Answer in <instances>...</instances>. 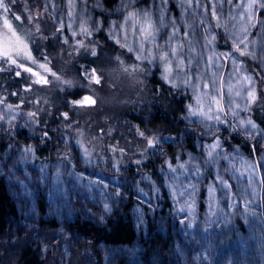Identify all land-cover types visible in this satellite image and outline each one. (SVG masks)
I'll return each mask as SVG.
<instances>
[{
    "label": "rangeland",
    "instance_id": "obj_1",
    "mask_svg": "<svg viewBox=\"0 0 264 264\" xmlns=\"http://www.w3.org/2000/svg\"><path fill=\"white\" fill-rule=\"evenodd\" d=\"M38 1V15L52 19L61 43L72 48L88 47L96 44L92 41L96 35L104 33L107 40L119 47L121 65L146 73L149 78L157 73L163 84L188 95L182 132L187 127L189 134L195 135L197 153L186 148L183 137L178 136L177 141L176 133H154L140 142L142 146L123 150L115 136L127 133L126 124L122 119L108 122L107 113L100 120L105 125L98 124L96 129L89 126L88 118L80 117L88 108L75 99L71 104L67 99L58 102L48 95L47 89H41L43 85L50 87L52 80H60L49 61L35 55L30 29L16 20L10 9L0 10V44L10 36L3 25V17H7L27 46L12 49L15 64L0 57V63L19 73L20 83L26 81L25 86L31 90H7L0 84V171L5 167L12 170L10 184L17 194L22 225L43 218L40 199L51 217L58 216L61 222L65 219L59 210L64 208L73 213L71 219L80 214L101 225L114 207H123L126 194L132 192L136 201L133 218L142 236L147 230L149 211L160 214L161 201L165 202L167 195L171 202L169 214L177 230L166 253L168 264H264V128L249 116L251 110L255 112V99L250 98L249 90L259 99L264 84V52L257 48H262L264 41L259 34L260 30L264 33V0H258L251 9L247 7L250 0H149L146 5H139L140 0H123L106 12L102 0ZM102 12L109 16L106 22L98 14ZM180 19L188 25L183 21L181 24ZM146 22L152 25L151 36L143 30ZM185 30H190L192 43L206 44V61L202 57L201 63L197 61L198 55L190 50ZM178 48L186 57L195 59L193 65L188 59L176 58ZM73 54L69 52L70 56ZM1 67L0 72H5ZM83 68L84 78L92 80L93 69ZM166 68L170 71L166 72ZM41 79L50 84L35 83ZM32 83L36 85H29ZM137 85L138 76L122 69L108 76L107 87L111 89L100 93L115 94L111 101L117 105L130 101ZM64 90L60 88L62 94L67 91ZM27 92L34 95L28 99L24 95ZM59 104L63 110L58 108ZM53 114L56 120L51 118ZM149 121L148 118L147 124ZM106 127L109 132L104 135L101 129ZM22 131L27 133L26 143L19 142L18 134ZM40 134V139L59 142L52 158L45 163L36 156V137ZM135 136L138 137L136 133ZM233 137L238 143L232 141ZM167 145L175 146L173 155L168 154ZM243 145H249V150H244ZM204 160L216 163L214 176L207 181L203 169L200 170ZM130 168L137 170L134 177L125 173ZM152 168L156 175L150 173ZM21 186L26 187L27 196H23ZM55 191H67L64 207L55 198ZM46 211L49 217L50 212ZM64 229L62 226L49 231L40 227L33 232L26 230L25 234L37 241L42 257L49 252L55 255L48 257V264H118L122 258H128L131 264H147L141 256H134L133 252H139L138 241L132 247L98 248L68 235ZM14 239L0 240V255L5 250L11 252L2 264L14 260L12 255L18 251L19 241ZM156 254L150 264H163L162 253Z\"/></svg>",
    "mask_w": 264,
    "mask_h": 264
},
{
    "label": "trees",
    "instance_id": "obj_2",
    "mask_svg": "<svg viewBox=\"0 0 264 264\" xmlns=\"http://www.w3.org/2000/svg\"><path fill=\"white\" fill-rule=\"evenodd\" d=\"M122 1L123 0H102L104 5V8L102 9L106 12V9H110ZM244 1L247 2L248 0ZM148 2L149 0H140L138 4L146 5ZM8 6L9 9L16 14V16L21 18L19 21L22 25L30 29L32 48L35 55L48 60L51 68L58 77V80H60V82H58L54 78L55 80L50 82V87L45 85L41 86V89H47L46 91L49 96L62 103L65 99H67L70 104L71 102L73 103V100L75 99L79 102V105L88 108V110H84L83 115L80 117L84 118L86 116L88 118L86 123H89V126L94 129H96V125L98 124L103 123L105 125V123L100 120L104 119L102 117L103 115L106 116V113L109 116L108 122L113 121V123H117L120 119H122L128 129L127 133L117 134L115 139L118 143H121L123 150L142 146L139 145L140 142L143 143L147 136L154 133H168L170 135L176 133L177 141L179 137H183L186 142V148L193 153H197L193 143L195 135L191 133L189 134V129L187 127L184 129V133L182 132V128H184L182 117L186 113V105L190 101L188 95H184L180 90L174 87H168L166 84H163L158 79L159 77L157 76V73L149 78L146 73H140L139 70L131 69L125 64L121 65L122 63L118 61V55L119 52H121L119 47L107 40L104 33L98 34L93 38L92 41H95L97 44L92 45L93 47L88 46L72 48L71 46L69 47L66 42H64L66 44L61 43L59 32L55 30L52 19L47 15H38L39 10H41L38 0H12ZM104 12L98 14L104 19L103 22H106L109 16ZM182 21L184 25H188L187 21L182 19L179 20L181 24ZM130 29L131 26L128 24V34ZM184 32L189 38L191 33L190 30H185ZM259 34L262 38H264L263 31L260 30ZM190 38L192 39V35H190ZM190 38L189 45L192 47L190 50H193L195 55H198L197 61H200L201 63L200 57H202V61H206V55L204 56L205 51H207L205 48L206 44L204 45L201 41H197V43L194 44ZM151 43L155 42L152 41ZM262 43V48L259 46L257 48H259V50L262 49V52H264V41ZM161 49L162 48H160V50ZM70 51L74 52L71 56L69 55ZM180 51L181 49L178 48L176 58L180 61L183 59L187 61L188 59L193 65L195 59L191 56L186 57V54L183 51L182 54ZM186 52H188L187 49ZM93 53H95V55H93ZM127 59L129 58L127 57ZM1 66L4 67L5 72H0V84H2L5 89L16 91L17 87L22 89L24 87L26 91H31L29 90L30 87L28 85L25 86V84H27L26 81L20 83L22 79L20 80L18 78L17 73L14 70L9 71L6 69L10 66H7L5 63H0V67ZM83 66H89L94 70V73L92 72V80H89L86 77L84 78ZM188 68L191 69V67ZM122 69H126L128 73L138 76V85L135 92L131 94L133 96L130 101H124L123 103L115 105V103L111 101L115 94L112 96H105L100 92H105L107 88L111 89L110 87H107L108 76ZM198 74L199 73L197 72L196 75L198 76ZM96 77H99L100 79V83L98 84L95 82ZM65 80L67 82H65ZM37 81L38 80H36L35 83H37ZM35 83L29 85H36ZM37 87L39 88L40 86ZM60 88L67 90L66 93L62 94ZM27 93L24 95H26V97L28 96V99L34 95L33 92L32 94H29V92ZM86 97L94 100L95 103H89L85 100ZM58 108L63 110L62 105L60 104ZM103 108L106 109V111H103ZM253 110L255 112L251 110L249 113L250 118L264 128V84L263 87L261 86V90L259 91V99L256 96L254 100ZM51 118L56 120L57 116L53 114ZM148 118L150 119L149 124H147ZM145 121L147 125L145 124ZM109 126L110 128H113L112 125ZM115 127L117 126L115 125ZM101 130L104 132V135L109 132L107 127L102 128ZM135 133L138 137L135 136ZM18 135L22 140H19L20 143L23 141L25 142L26 140L28 141L26 136L27 133L25 131L20 132ZM41 137V134L39 135V138L36 137V143L38 145L36 156L39 162L45 163L50 161L52 158V151L57 148L59 142L50 139H40ZM232 141L234 143H238V140L235 137H233ZM5 147L6 146L4 145L2 149H5ZM243 148L248 151L249 145H243ZM167 149L169 155H173L175 153V146L167 145ZM205 160L200 162V170L203 169L202 172L205 175V181H207L209 178H213L212 176H214L213 163H215V161L213 160L208 163ZM153 161L154 159H151L150 163H153ZM159 161L162 162V159H159ZM5 168L6 169L3 168L4 170L2 169L3 173L0 171V240L6 237L14 239L15 235L17 236V239H14V241L19 240L16 248L18 251L12 255L14 260H12L11 264H48V257L55 255H50L49 252V256L46 255L45 258L42 257L41 249L38 247L39 244L37 241L27 238L25 231L29 230L30 232H33V230L40 227L48 229L49 231H57L58 228L62 226H65L64 232L68 235H71L72 237H80L83 240L89 241L95 247L98 246V248L101 245L112 247H132L138 241L140 245L138 249L139 252H133L135 257L141 256L142 260H144L147 264H150L152 259H154V256L157 255L156 253L160 252V254L162 253V256H164L162 263L168 264L166 253L167 250H169L168 247L170 241H172V236L175 235L177 230L173 223V219L169 214L171 202L167 195H165V202L161 201L163 206L161 207L160 214L149 211L147 215V230L142 236L140 235L133 218L132 209L136 204V201L131 195L132 192L126 194V201L123 207H114L111 215H108L109 218H105V220H103L104 223L101 225L80 214H75L74 218L71 219L73 213L68 210L64 211V208H60L59 210L62 215L61 218L65 219V221L61 222L58 216H55V218L51 217V212L48 208H46L42 199L39 200V205L43 218L36 222L28 221L22 225V222H20L22 218L20 208L15 200L17 194L14 193L10 184L11 174L13 173L8 167ZM112 170L113 169H109L108 171L112 172ZM146 170L148 171L149 169L146 168ZM125 171V173L129 174V177H134V174L137 173L135 168L125 169ZM150 171V173L156 175V169L152 168ZM21 190H23V196H27L28 193L26 187L21 186ZM57 191H55V193ZM55 198L59 201V205L64 207V203L68 201V193L67 191L66 193H56ZM158 199L159 198H157V200ZM159 204L161 203L159 202ZM46 210L50 212L49 217L47 216L48 213ZM242 253H245V250H242ZM10 256L11 252H7L5 250L4 254L0 255V264H2L3 260H7ZM99 260H101L100 255L98 261ZM119 261L120 262L118 264H131L128 258H122Z\"/></svg>",
    "mask_w": 264,
    "mask_h": 264
},
{
    "label": "snow or ice",
    "instance_id": "obj_3",
    "mask_svg": "<svg viewBox=\"0 0 264 264\" xmlns=\"http://www.w3.org/2000/svg\"><path fill=\"white\" fill-rule=\"evenodd\" d=\"M11 2H12V0H7V3L5 2V0H0V10H2L3 12H8L9 11L8 4L11 3ZM257 3H258V0H250V2L247 5V7L249 9H251ZM261 6L264 7V5H261ZM15 19L16 20H20L21 18L19 16H16ZM3 25L8 30V32L10 33V36H6L5 39L3 40V43L0 44V57H3L6 62H10L12 64H15L16 60L13 59L12 49L15 48V49H18V50H22V49L26 48L27 46L24 45V43L21 40V38L13 30V26L9 22L7 17H3ZM143 30L148 36H151V34H152V25H151V23L150 22H146L145 27H144ZM242 42L243 41H241V43ZM239 50H240L239 47H237V51H239ZM17 54H18V52H17ZM241 54L243 55L244 53L241 52ZM93 55H95V53H93ZM137 59H139V57H137ZM18 66H20V65H18ZM39 67L44 68L45 66L44 65H40ZM25 71L31 72V69L30 68H26ZM165 71L169 72L170 68H166ZM93 73H94V70H93ZM17 75H19V73H17ZM33 75H36V73H33ZM53 75H55V74L53 73ZM165 78H167V77H165ZM245 79H250V78L245 77ZM37 82L38 83L43 82V83L46 84L48 81L45 80V79H41V80H38ZM95 82L97 84L100 83L99 77L95 78ZM237 95H239V93H237ZM249 96H250V98L255 99L254 92L251 89L249 90ZM85 100L88 101L89 103H92V104L95 103L94 100H91L88 97H86ZM220 110H222V109H220ZM216 119L219 120V117H217ZM248 123L250 125H252L253 128L255 127V125L252 124L251 120H249Z\"/></svg>",
    "mask_w": 264,
    "mask_h": 264
}]
</instances>
